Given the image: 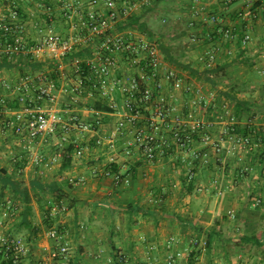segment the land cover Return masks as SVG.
<instances>
[{
    "label": "crops",
    "instance_id": "crops-1",
    "mask_svg": "<svg viewBox=\"0 0 264 264\" xmlns=\"http://www.w3.org/2000/svg\"><path fill=\"white\" fill-rule=\"evenodd\" d=\"M192 1L203 4L205 11L200 15L192 14L187 19L191 27L184 30L183 36L191 46L186 53L198 51L202 69L206 67V62L201 58H207L204 53L208 51L209 54L222 57V62L228 61L230 64L225 69L224 79L219 80V89L228 90L234 83L245 86L239 96L252 103L253 111L235 116L234 104L219 89L211 86L204 90V86L198 83L205 94L206 103H201L193 94L198 105H193L190 114L186 116L178 112L184 119L182 133L190 135L191 142L174 146L158 162L148 161L135 150L129 156L124 153V148L134 139L131 128L114 137V148L108 144L109 140L97 145V134L88 135L83 142L86 147L84 154L77 156L73 152L70 161H65L68 165L66 169L63 168L62 152L68 146L61 147L57 141L48 139V142L33 147L30 153V148L25 145L22 137L14 132L18 143L13 146L15 154L10 157L13 161L17 155L19 158L26 157L28 161L23 173L34 167L36 174L33 178H40L48 185L59 183L57 192L43 195L42 207L40 203L36 204V208L33 205L32 226L30 229L26 228V240L31 247L26 260L31 257L33 262L25 260L26 264H38L53 248L54 242L47 236L48 229L56 227L50 226L51 222H59V228L71 247L72 261L76 264H192L194 258L191 241L201 238L208 239V249L200 253L199 262L202 264H264V138L260 136L257 140L258 136L253 137L250 147L236 142L238 136L244 134L242 130L248 124H253L255 130L264 134V18L258 17L256 20L253 31L249 32L251 40L247 43L248 48L241 56L236 37L231 41L219 34L225 26L236 28L239 18L245 20L240 14H248L250 11L253 13L254 3H264V0H243L236 7L233 6L238 0L213 1L209 5L204 0ZM46 3L51 13L53 11L56 15L55 10L60 5L53 0ZM151 9L148 7L137 11L134 16L141 15L143 19L145 12ZM211 13L218 14L217 24L209 21ZM247 16L252 17L251 14ZM40 18L41 16L37 20ZM53 26L56 30L66 31L68 21L56 19ZM121 30H132L138 36H147L138 33L132 26H122ZM210 31L217 32V36L207 41L206 35ZM153 38L156 41L154 36ZM86 51L80 54H86ZM47 68L54 72L51 67ZM58 68L59 86L65 85L69 81L64 77L69 72L68 63L61 61ZM15 74L10 79L12 86H15L20 77V74ZM179 91L181 90L172 99L177 107ZM59 94L65 100L58 109L71 104L66 95L61 92ZM14 96V93L7 96L6 101L12 100ZM116 98L120 101L119 94ZM99 103L105 106L103 101L85 99L74 108L83 119H100V133L104 137H110L123 113L100 110L96 107ZM198 108L205 109L207 120L194 116L193 112H197ZM20 109L21 106L9 108L6 104L0 105V132H5V129L13 130L11 122ZM149 113L151 111H145L141 117L145 125L144 116H150ZM228 115L235 116V127L231 124L237 133L235 136L222 133L225 129L231 131ZM195 124L199 126L193 132L192 125ZM206 133L212 136L218 147L203 141ZM162 134L170 135L165 131ZM35 153L44 156L42 163L31 162ZM112 156L115 158L113 161ZM12 160L0 156V164L5 166H9ZM108 167H116L127 175L129 181L115 183L112 176L103 174ZM94 168L98 171L95 175L92 174ZM53 169L56 171H50ZM190 170L194 171V185L192 192H187L185 184L190 182ZM52 172L54 179L46 181L48 174ZM80 176L84 177L81 183L70 182V178L76 180ZM50 200L63 202L68 205L69 210L52 214L49 210ZM36 213L40 217L39 222L33 221ZM232 213L235 217H232ZM62 214L65 215L60 216ZM58 217L61 218L59 221ZM247 220L257 222V226L249 225L256 228L258 236L254 239L246 233ZM170 237L177 239L173 249L175 253H180L174 262L167 259L172 252L167 247ZM188 251L191 252L190 257L185 255ZM122 254L128 256L129 263H121L119 257Z\"/></svg>",
    "mask_w": 264,
    "mask_h": 264
},
{
    "label": "built area",
    "instance_id": "built-area-1",
    "mask_svg": "<svg viewBox=\"0 0 264 264\" xmlns=\"http://www.w3.org/2000/svg\"><path fill=\"white\" fill-rule=\"evenodd\" d=\"M156 1L61 0V18L68 21V26L66 31H60L53 26L54 16L45 0H0V63L5 59L16 62V58L23 54L32 55L35 59L68 63L71 75L69 81L59 87L58 79L56 81L48 69L20 75L15 86H12L9 78L0 75V105L6 104L7 96L12 93L17 96L21 109L16 112L11 127L22 137L30 153L33 147L51 139L61 147L74 145L75 154L82 156L86 148L83 142L88 135L97 134V145L109 140L108 144L114 148V137L130 128L134 139L124 148V153L129 156L135 150L139 156L151 162L163 160L174 146L191 142L190 135L182 133L184 119L178 115V107L172 99L181 90L195 94L205 104L202 87L186 82L175 68L166 65L157 44L149 37L138 36L132 30H121L137 11L152 7ZM43 7L48 17L37 20L35 11ZM191 13L200 15L203 7L196 2ZM240 15L247 18L243 13ZM209 17L212 23H218L217 15ZM220 31L223 38L232 41L236 37L234 27L226 26ZM250 40L251 34L247 32L244 43ZM82 51H86V54H80ZM74 55L77 56L73 58ZM201 59L204 60L203 57ZM214 61L215 55L210 53L206 63L212 66ZM5 69L1 68V71ZM60 92L71 103L63 109H58L61 105ZM117 94L120 101L116 98ZM85 99L103 101L112 112L123 113L110 137L100 133V119H83L75 110L74 106H79ZM145 111H151L150 116H144L146 125L141 120ZM228 122L231 131L225 129L222 133L235 136L237 133L232 126L236 122L235 116L228 115ZM198 126L192 125V131L196 132ZM164 131L170 135H163ZM203 141L218 147L209 133L204 134ZM236 142L250 147L253 141L250 136L240 135ZM111 160H115L114 156ZM43 161L44 156L37 153L31 159L35 164ZM189 172L194 174L192 170ZM97 173L94 168L92 174ZM103 174L112 176L117 184L129 181L126 174L109 167ZM82 181L84 177L81 176L76 180L70 178L71 183ZM256 201L259 202L258 199ZM20 210V206L10 198L0 202V264H26L25 260L31 253L26 238L8 228L9 222ZM49 210L56 215L67 212L69 208L63 202L50 200ZM231 215L235 217V214ZM47 236L54 245L38 264H76L72 261L71 247L65 234L59 228L50 227ZM176 242L175 237H170L168 241L167 247L172 250L167 256L170 262H174L180 254L173 249ZM191 243L192 264H202L199 262L200 253L208 249V239H193ZM191 252L185 255L190 257ZM119 259L121 263L130 262L128 256L123 254Z\"/></svg>",
    "mask_w": 264,
    "mask_h": 264
},
{
    "label": "trees",
    "instance_id": "trees-1",
    "mask_svg": "<svg viewBox=\"0 0 264 264\" xmlns=\"http://www.w3.org/2000/svg\"><path fill=\"white\" fill-rule=\"evenodd\" d=\"M159 2V0H157L155 2V5ZM48 4V3H47ZM187 8L191 9L193 8V6L195 5V2L192 0L187 1ZM152 7H150L151 9ZM262 9V11H261ZM61 10V9H60ZM253 13L250 11L248 14L242 12L244 15H246V19L245 20H241V18H239V23L237 25L236 23V28H235V36L237 39V44L239 45L240 48V52H239V56H241V54L243 55L245 53V51L247 50V43H244V37L245 34L247 32H252L254 27H255V22L258 19V17H262L264 18V3L262 1H257L254 3L253 7H252ZM261 11V12H260ZM191 12V11H190ZM63 13V12H62ZM62 13L59 16V18H57L58 16L53 14L52 11V15L54 16V21L57 20H62ZM45 17L43 16L44 19H46V16L48 17L47 13H44ZM56 14V13H55ZM252 15V17H248L247 15ZM211 15H217L216 13H211ZM259 15V16H258ZM210 16V15H209ZM56 17V18H55ZM187 23V28L186 30H188L191 27V24L186 21ZM196 24V23H194ZM126 26H132L134 28H139V29H143V31H145L147 28V24L144 23V21H142V16L141 15H136L133 17H130V19L128 20V22L125 24ZM226 27V26H225ZM218 29V28H217ZM185 33V31H183ZM183 32L181 33L183 35ZM221 34V31H219ZM217 36V32H213L206 35V40L207 41H211L212 39H214ZM149 39H151L152 41H154L158 48L160 49V51H162L165 55V59L171 64V65H176L178 66L181 70H186L188 71V75L186 76V78H183V76L180 74V76L186 81V82H192L194 79H199L201 81H207L211 83L212 88L214 89H219V79L220 77H224L226 75V67L230 64L228 63V61L226 62H222V57L216 55L215 56V61L214 64L212 66H208V63H206V67L203 68L202 70L198 69V68H194L191 62H184L183 58L186 56V50L188 47L183 46L178 44V54L172 51L173 46L168 45L167 43H165L163 40H161V38L158 40V43L155 41V39L153 38L152 33L148 34ZM209 52L204 53L205 55L209 56ZM228 55V54H226ZM77 55H74V57H76ZM225 56V55H223ZM229 56V55H228ZM207 58H204V61L206 62ZM228 60V58H227ZM235 60V59H234ZM236 60H239L238 58H236ZM14 61H10L8 59L3 60L0 63V72H1V68H6V69H14L16 71H18L19 73H21V75L26 74L27 72H44L45 70H47L48 66L51 67L52 69H54V72H52V77L56 80L59 79V61H52V60H47V59H35L33 58L32 55H21L18 58H16V62ZM241 62H243L241 60ZM180 73V72H179ZM196 79V80H197ZM57 81V80H56ZM58 87H59V82H58ZM242 88L244 89L245 86H240L236 83L232 84L230 86V88L228 90H222L219 89V92L222 93L224 96H226L227 98L230 99V101L234 104L235 106V110H234V114L235 116L242 114V113H249L253 111V105L249 100H245L243 98H241L239 95V93H241ZM245 91V90H244ZM243 91V92H244ZM6 106L9 108H14V107H19L20 103L19 100L17 98V96L15 95L14 98L12 100H8L6 101ZM96 107H98L100 110H106V111H110L111 109L108 106H104L101 103H99V105H97ZM253 124H248L246 125V129L242 130L243 131V135L245 136H250L252 138L253 141V137H259L257 140L260 139V136L262 137V139L264 138V134L262 133V131L260 130H255L254 127L252 126ZM234 126V125H233ZM235 127V126H234ZM239 130V129H238ZM240 131V130H239ZM242 131H240V133H242ZM263 134V135H262ZM74 145H70L68 146L67 150H64L62 152V156L64 157V164H63V168L66 169L68 168V165H66L65 161L68 160L70 161L71 159V155L74 152ZM27 159L25 158H19V155H17V157L15 158V160L12 162L13 163V169H10L9 166H0V202L3 201L6 197L10 198L14 203H16L17 205L20 206L21 208V213L19 212L18 214H20L21 216V222L19 223L20 226H24L25 228L30 229L32 226V221L31 218L34 214V208H33V200H36L38 203H40L41 207L44 205V197L43 195L47 192H57V188L59 183H51V185L46 184L45 182L41 181L40 178H33L31 179V181L29 182V184L26 183L25 180L21 179L20 176H23V169L25 168L26 164H27ZM113 170L115 172H118V169H116V167H113ZM193 171V170H192ZM194 173V171H193ZM194 176V174H190V172L188 173V177H186V179H190V182L187 183V185L185 184V188L187 190V192H192L193 190V185H194V179H192V177ZM49 217H51L48 214ZM246 233L248 236L252 237V239H254L255 236H258L257 232H256V228L255 227H251L249 225L253 224L255 226H257V222L253 223L252 220H247L246 221ZM5 264H9L4 262Z\"/></svg>",
    "mask_w": 264,
    "mask_h": 264
},
{
    "label": "rangeland",
    "instance_id": "rangeland-1",
    "mask_svg": "<svg viewBox=\"0 0 264 264\" xmlns=\"http://www.w3.org/2000/svg\"><path fill=\"white\" fill-rule=\"evenodd\" d=\"M46 1L50 2L52 0H45V2ZM53 1L56 2L58 5H60V3H61V0H53ZM187 1L188 0H159V2L155 6H153L150 11L145 12L146 15L142 19V21H144V23L147 24V26H146L147 29L145 31H143V29L136 28L137 32L140 34L144 33L147 36L149 33H152V35L156 38L157 43H158V40L161 38V40H163L165 43L173 46L172 51L177 53V54H178V44L186 46V47L189 46L188 48H190L191 45H190L188 39L181 34L187 28L186 27L187 26V24H186L187 19L192 15V13L190 12V9H188L186 6ZM204 1L207 4L208 3L212 4L213 1L220 2V0H204ZM242 2H243V0H238V2L235 3V5L233 7H236V5H238L239 3H242ZM199 5L202 6L203 4L199 3ZM44 10H45V7L39 8L38 10H36L35 14H37V17L41 16V18H42L45 15ZM204 11L205 10L203 9V12ZM55 13L57 16L59 14L61 15L62 11L60 10V7H58L55 10ZM29 14H31L30 10H29ZM59 16H58V18H59ZM209 21H210V17H209ZM188 50L191 51V49H188ZM161 53L164 57L165 64L168 65L169 67L171 66V67L175 68L177 70V72H180V74L183 76V78H186V76L188 75V71L181 70L176 65H171L165 59L164 53L162 51H161ZM183 61L184 62L185 61L191 62L194 68H198V69L202 70V68L200 67V64H199V60H198V51L196 53H186V56L183 58ZM46 71H48V70H46ZM15 72L17 74L21 75V73H19L18 71L14 70V69H5L4 71L0 72V75L3 74V76L11 79L12 77L16 76V74L14 75ZM64 77H66L67 79L71 78L70 72H68V73L66 72ZM196 79H194L192 82L196 83L197 85H198V83L202 84L204 86V88H203L204 90L211 87L210 82L201 81L199 79L196 80ZM223 79H224V77H220L219 80L222 81ZM64 100H65L64 96L63 95L60 96L61 104L64 102ZM193 105H198L196 102V98L193 94L188 96L185 93H183L182 91L178 92V112H180L183 116L184 115L186 116V114H190V111H191ZM193 113H194V116L199 118L200 120H202V118H204V120H207V114H206L204 108H200L197 112L195 111ZM5 130H6L5 132H0V156H2L3 159H11L12 160L13 158H11L10 156L11 155L13 156L15 154L14 150H13V146L17 145L18 138L15 137L16 134L14 133L13 130H11V129H9V130L5 129ZM16 154H18V153H16ZM11 162H13V160ZM0 166H5V165L1 163ZM9 167H10V169H13V163H11L9 165ZM33 169H35V168L34 167L28 168V171L27 172L24 171L23 176H20L21 179L25 180L27 184H29L30 180L33 179V177L36 174ZM55 169L50 170V171H56ZM53 174H54L53 172L51 174H48L49 176L47 177L46 181H48V182L52 181V179H54ZM6 198H8V197H6ZM34 202H36V203L34 204ZM32 203L35 206V208H36V204H39V203H37L36 200H33ZM63 215H65V214H62L60 216H63ZM59 219H61V218L58 217V221H59ZM33 221H36V222L40 221V217L38 216V213H36L35 216L33 217ZM48 221H51V219H49ZM20 222H21V216H20V214H18L15 218H13L9 222L8 228L12 229V232H14V233L17 232V234H20L24 238H27V229L24 226L21 227L19 224ZM43 222H44V219H43ZM57 223L51 222L50 226H56L57 228H59V222H57ZM49 224L50 223L48 222L47 225H49ZM32 260H33V258L31 259V257H30V259L28 258V260H26V262H29V261L33 262Z\"/></svg>",
    "mask_w": 264,
    "mask_h": 264
}]
</instances>
